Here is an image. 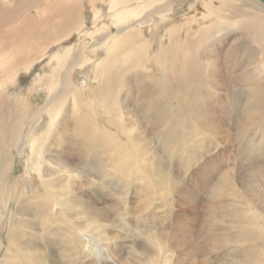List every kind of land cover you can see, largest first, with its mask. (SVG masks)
Segmentation results:
<instances>
[{
  "label": "rangeland",
  "instance_id": "374dc122",
  "mask_svg": "<svg viewBox=\"0 0 264 264\" xmlns=\"http://www.w3.org/2000/svg\"><path fill=\"white\" fill-rule=\"evenodd\" d=\"M28 1L15 0L13 4ZM193 2L185 0L175 5L178 23H185L187 17L184 15L188 14L187 9ZM202 8L199 5V11L204 13ZM85 12L89 17L88 27L91 25L93 32L95 13L90 12V5ZM27 13L34 14L35 10ZM106 25L113 28V19L110 18ZM164 25V21L159 20L153 30L155 49L165 32ZM198 27L194 23L192 30L196 32ZM233 35V32L223 33L212 43V48L221 53L232 47L242 51L239 58L241 66L238 67L242 70L232 75L223 74V83L215 90L217 96L211 97V86L204 75L193 86L187 83L183 93L177 89L174 79L168 84L167 93L151 95L156 102L166 104L173 123L170 119L164 123L156 121L155 116L162 112L145 109L121 118L119 125H113L95 105L93 111L100 120L99 128L105 132L101 134L104 135L102 139L105 141L111 136L110 145L104 147L101 138L90 145L93 139L88 137L86 144L92 147L88 150L89 146L85 147L81 136L76 135L73 138L69 136L71 139L67 143L62 142V147L70 152L68 156H76L74 159L77 160L76 171L71 174L69 183L61 184L60 180H64L61 170L50 163L45 165L53 172L51 179H56L54 187H49L37 174L27 175L30 148H22L20 154L22 142L14 147L8 140L0 141V155L3 148L13 147L7 154L3 153L6 169L2 166L3 155L0 156V167L3 168H0V264H94L95 259L99 264H135L134 261L136 264H255L254 257L259 248L264 252V218L250 214L255 212L256 205L264 209V96L260 98L263 110L259 118L249 124L246 111L250 104V90L240 79L246 72H252L264 90V74L252 71L253 64L247 65L252 62L251 53L255 52V47L245 38L233 42ZM87 41L80 42L76 38L73 44L83 46ZM71 46L74 45H63L62 52ZM179 46L183 50V45ZM183 62L184 58L178 63L182 69L179 73L185 77ZM144 69H136L135 72L146 75L148 71ZM153 69L155 72L159 70L156 65ZM31 70L22 73L19 91L8 87L0 92L5 100L17 92H22L21 96L29 95L32 115L24 123L26 127L20 130L24 140L31 131V119L41 114L42 107L48 102L45 91L29 93L27 88L38 72L46 74L52 72L53 67L51 62H47ZM135 72L131 74L133 89L140 86L149 89L153 79L142 78L140 82ZM151 72L155 80L159 79ZM92 77L91 71L78 69L74 80L84 88L97 86ZM219 98L225 101L218 104L220 107L213 108L211 123L207 122L208 117L203 115L198 102L205 106L212 99ZM130 100L134 105V97ZM71 117L66 122L68 127L73 123ZM135 117H138L140 125L137 122L131 124ZM190 120L199 127L198 131L189 129L190 132L186 130L175 141L171 140L167 135L169 128L163 124L183 122L192 127ZM130 124L134 129L132 134ZM42 126L44 124L33 131V138L39 139L41 133L48 131V126ZM135 138L139 140L135 141ZM114 142L122 148H115ZM52 146L43 147L40 157L58 156L61 151L55 144ZM104 166L107 167L105 173L99 169ZM224 177L229 182L224 181ZM172 184L179 188L173 190ZM226 185L234 192L220 189ZM253 192L258 194L255 205L247 200ZM40 195L46 197L40 198ZM61 200L63 205L56 206V202ZM242 209H246L253 218L249 223L243 224L237 217ZM76 227L88 229L82 235L83 232L74 231ZM243 230L253 232L251 242H240ZM157 233H162L160 236L167 239L172 247L160 250L153 237ZM89 243L97 250L94 255L86 250ZM251 256L252 262L249 260ZM150 260L154 262L150 263Z\"/></svg>",
  "mask_w": 264,
  "mask_h": 264
},
{
  "label": "bare ground",
  "instance_id": "6f19581e",
  "mask_svg": "<svg viewBox=\"0 0 264 264\" xmlns=\"http://www.w3.org/2000/svg\"><path fill=\"white\" fill-rule=\"evenodd\" d=\"M183 1L185 0H29L13 4L15 0H0V74L2 73L0 92L3 93L8 87L18 90L22 73L31 72V68L36 65L41 66L51 62V67H53L52 72L46 74L38 72L27 88L29 93L45 91L48 102L42 107L41 114L31 119L32 127L26 140L22 137L20 130L26 127L24 123L32 115L29 95L21 96L22 92H17L14 94L15 96L6 100L0 95V141L8 140L14 147L22 142L20 154L22 148H30L31 155L26 166L27 175L37 174L48 183L49 187H54L53 182L56 179H51L53 172L49 166L45 165L50 163L55 169L61 170V176L64 177V180H60L61 184L70 182L76 171L77 160L74 159L76 156L71 154L70 157L68 156L70 152H66L65 147H62V142L67 143V140L75 135L81 136L82 143L85 144V147L89 146V150L92 149L90 145L98 142L97 138L102 139L104 135L101 134H105V132L99 128L100 120L93 111L95 105L104 112L108 121L113 125H119L118 122L122 121L121 118L145 109L154 110L156 113L162 112L160 116L155 114L154 120L164 123L170 119L173 123L166 104L162 105L156 102L151 95L158 96V94L167 93V86L174 79H176L174 81L177 83V89L183 93L182 91L187 89V83L190 86L195 85L202 75L211 86V97L213 98L216 95L215 90H218L221 85L224 73L232 75L242 70V68H238L241 66L239 58L242 51L239 52L235 47H232L227 52L221 53L212 48L216 37L223 33L233 32V42L243 38L248 40L255 47V52L251 53V59L248 57L252 62L247 65L253 64L252 71L264 74L263 3L262 5L258 0H194L187 9L188 14L184 15L187 17L185 23H178L175 17L178 8L175 5ZM88 5H90V12L95 13L93 32H91L90 24L88 27L89 17L85 12ZM199 5H202V9L205 10L204 13L202 12L203 14L199 11ZM29 10H35V13L28 15ZM110 18L113 19V28L106 25ZM159 20L164 21L165 32L159 38L157 49H155L153 30ZM194 23L199 25L196 32L192 30ZM76 38H79L80 42L88 41L83 43V46H79L78 43L73 44ZM240 43L242 42L240 41ZM245 43L247 44V42ZM180 44L183 45V50L179 48ZM63 45L74 46L63 53L61 50ZM175 48L176 50H174ZM102 54L103 56L100 57ZM183 58L185 59L183 62L185 77L181 76V65L180 67L178 65ZM223 58L225 59L222 60ZM155 65L159 69L158 72L153 69ZM143 67H145L144 71H148L146 75L135 72L136 69ZM245 68L248 70V67ZM78 69L91 71L92 78L98 85L88 88L78 85L74 80ZM149 70L158 75L159 79L155 80ZM133 71L138 74L135 75L140 82H142V78L153 79V83L148 86L149 89L141 86L139 89H133L131 84L134 79L131 76ZM240 81L247 84L250 90L246 122L251 124L259 118L258 115L263 110L260 98L264 96V90L252 72H246ZM122 93L124 98L121 100ZM131 97L135 99L134 105L130 100ZM224 101L223 98L212 99L205 106L201 101L198 102L203 115L208 117L207 122H210V113H213V108L220 107L218 104H223ZM74 113L76 116L71 117ZM69 116L73 120V123H70L72 128L66 124ZM182 119L185 118L182 117ZM124 122L130 123L125 120ZM136 122L138 125L141 124L138 117L133 118L131 124H136ZM190 122L192 124L191 120ZM40 124H44L41 128L48 126V131L41 133L39 139H35L33 131ZM131 124L129 128L132 134L134 129ZM163 125L168 126L170 132L167 135L173 141L184 131H189V129L198 131L199 128L193 124L192 127H187L183 122L173 124L174 127L170 124ZM85 128L88 129L85 130ZM88 137L93 139L90 145L86 144L89 141ZM21 138H23L22 141ZM110 138L111 136L105 141L102 139L104 147L110 145ZM136 140L139 138H135ZM53 144L61 151L58 156L49 159L48 157L41 158L43 147L46 146L47 149V146L53 147ZM114 146L122 148L116 142H114ZM12 148L7 150L3 148L1 155ZM101 149L103 148L101 147ZM3 158L5 160L4 155ZM4 160L2 166L6 169L7 162ZM2 166L1 169H3ZM99 169L105 173L107 167H99ZM61 176L60 179H62ZM224 181L229 182L228 178H225ZM167 184L169 185L166 181ZM171 187L173 190L179 188L178 185L174 186L173 184ZM227 187L229 186L226 185L220 189L234 192L232 188ZM45 197L40 195V198ZM256 198H258V194L253 192L251 198H247V200L250 204L252 202L255 205ZM62 203L63 200L58 201L56 206H62ZM250 214L255 218L263 219L264 209L256 205L255 212L251 211ZM94 217L95 212H93V219ZM237 217L242 220L243 224L253 220L246 209L240 210ZM92 226L95 227V225ZM86 229L88 228L76 227L74 231L83 232V235ZM160 235L162 233L153 236L158 248L160 250L171 248L172 244ZM253 238V232L243 230L240 242H251ZM231 241L236 242V239ZM253 248L257 249L256 246ZM88 249H86L88 254L92 253V255L97 251L93 245H90ZM262 255L264 252H261L259 248L258 254L254 257L255 264H264ZM107 256H110L109 253ZM249 260L252 262L253 256ZM153 262L154 260H150V263ZM93 263L99 264L96 259L93 260ZM134 263L137 262L134 261Z\"/></svg>",
  "mask_w": 264,
  "mask_h": 264
},
{
  "label": "water",
  "instance_id": "95a60500",
  "mask_svg": "<svg viewBox=\"0 0 264 264\" xmlns=\"http://www.w3.org/2000/svg\"><path fill=\"white\" fill-rule=\"evenodd\" d=\"M258 1H260L261 3H263V4H264V0H258Z\"/></svg>",
  "mask_w": 264,
  "mask_h": 264
}]
</instances>
